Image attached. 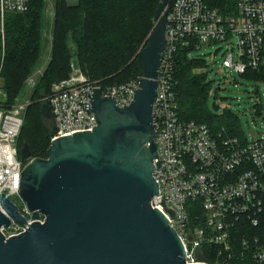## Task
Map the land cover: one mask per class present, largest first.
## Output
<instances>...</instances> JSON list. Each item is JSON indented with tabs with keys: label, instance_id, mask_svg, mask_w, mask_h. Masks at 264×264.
Listing matches in <instances>:
<instances>
[{
	"label": "built area",
	"instance_id": "2783aa9c",
	"mask_svg": "<svg viewBox=\"0 0 264 264\" xmlns=\"http://www.w3.org/2000/svg\"><path fill=\"white\" fill-rule=\"evenodd\" d=\"M29 9L30 0H0V199L5 194L12 202L20 197L28 164L18 149L27 105H7L2 78L6 23L8 15ZM230 39L236 42L232 53L238 50L237 59L229 54L223 68L264 82V0H225L223 7L209 6L204 0H171L153 105L160 166L155 159L153 175L159 195L152 207L162 212L181 238L188 264H209L201 259L207 253L217 264H264V238L253 233L261 229L264 216V137L248 142L229 137L225 130L214 135L205 124L183 120L177 100L175 54L179 48L191 54ZM70 69L72 75L54 84L45 99L53 115L51 142L92 132L98 126L96 116L86 110L94 89L101 90L102 97L116 96L123 108L134 101L143 78L102 89L82 68L76 73L71 64ZM28 83L33 88L36 80L32 77ZM18 208L28 225L45 223L44 215L33 220L26 206ZM0 210L7 215L1 201ZM11 221L9 229L1 230L6 239L28 228Z\"/></svg>",
	"mask_w": 264,
	"mask_h": 264
},
{
	"label": "water",
	"instance_id": "95a60500",
	"mask_svg": "<svg viewBox=\"0 0 264 264\" xmlns=\"http://www.w3.org/2000/svg\"><path fill=\"white\" fill-rule=\"evenodd\" d=\"M170 2L160 0L148 46L139 53L143 78L134 101L121 108L116 96L102 97L94 89L86 110L96 116L98 126L53 141L47 159L26 165L20 197L33 220L42 214L45 223L28 225L2 194L9 217L0 210V264H188L181 238L152 207L159 195L155 159L160 166L153 105ZM212 109L217 113L220 107L213 103ZM41 113L44 124H53L48 104ZM20 157L32 158L27 144ZM10 218L28 228L6 239L1 230L11 227Z\"/></svg>",
	"mask_w": 264,
	"mask_h": 264
},
{
	"label": "trees",
	"instance_id": "16d2710c",
	"mask_svg": "<svg viewBox=\"0 0 264 264\" xmlns=\"http://www.w3.org/2000/svg\"><path fill=\"white\" fill-rule=\"evenodd\" d=\"M204 1L212 7H223L225 3V0H214L217 4L212 0ZM55 2V39L51 60L33 89L31 98L35 103H31L27 110L23 132L18 139L19 153L27 144L32 157L35 155V159L42 160L47 159L55 133L48 131V125L44 124L42 103L50 95L54 84L69 77L71 60L78 58L90 80L98 82L102 89L142 77L144 63L140 58L133 60L132 57L140 50L147 34L142 22L149 19L148 13L155 6L149 0H80L76 6H70L67 0ZM46 7V0H30L27 13L7 17L2 78L9 106L15 104L16 98L24 91L25 80L44 60ZM189 51L179 48L175 54L176 93L181 118L190 123L207 125L214 135L225 130L229 137H240L234 123L208 111L210 86L206 75L198 72L206 64L190 58ZM245 77L254 78V75ZM21 141H24L23 146ZM253 233L264 238V216L261 229ZM201 259L217 264L208 253Z\"/></svg>",
	"mask_w": 264,
	"mask_h": 264
},
{
	"label": "rangeland",
	"instance_id": "374dc122",
	"mask_svg": "<svg viewBox=\"0 0 264 264\" xmlns=\"http://www.w3.org/2000/svg\"><path fill=\"white\" fill-rule=\"evenodd\" d=\"M149 1L150 4H155V6L154 9L152 11L150 10L148 13L149 19H144L145 22H142V26L147 34L143 38L140 50L133 55V60L139 58L140 51L148 46V38L156 25L154 18L156 14L155 12L160 4V0ZM46 2L47 7L45 15L47 16V27L43 32V36L46 40L45 53L43 56L44 60L36 71L25 80L24 91L20 96H18V98H16L15 101V104L27 105V109L24 111L23 115L24 123L29 106L31 103H35V101L32 100L31 95L36 85L32 88L28 81L33 77L37 84L39 78L44 75L47 64H49L51 60V51L55 39L53 29L56 2L55 0H46ZM67 2L70 6H76L80 0H67ZM235 43L236 42L231 39L227 42L217 44L211 43L208 48L205 46L199 51L194 53L192 52L189 57L204 61L206 64V66L198 72L206 75L207 83L210 86L208 94V111L210 114L219 116L220 118H227L228 121L234 123V125L238 128L240 132L239 138L252 142L253 140L264 137V82L258 80L257 78L252 79L240 76L223 68V61L229 54L232 53L233 45ZM237 53L238 50H234V53H232L236 59ZM71 64H73L76 73L81 71V65L78 58L74 57L71 60ZM71 75L72 72L69 76ZM213 103H216V105L220 107V110L217 113L213 111L214 109H212ZM43 104H46L45 100L42 105ZM47 125L48 131H52L53 124L50 123ZM43 133H45V131H43ZM21 142V145L23 146L24 141ZM34 151L36 152L37 150ZM44 157H46V155H44ZM32 159H35V155L26 163H29ZM12 200L21 209L26 206V203L23 202L21 197H13Z\"/></svg>",
	"mask_w": 264,
	"mask_h": 264
}]
</instances>
